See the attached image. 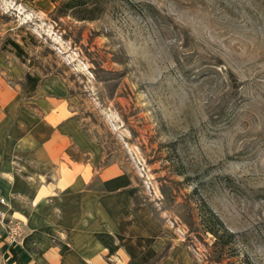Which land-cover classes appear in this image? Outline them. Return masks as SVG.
I'll return each mask as SVG.
<instances>
[{
	"label": "rangeland",
	"instance_id": "obj_1",
	"mask_svg": "<svg viewBox=\"0 0 264 264\" xmlns=\"http://www.w3.org/2000/svg\"><path fill=\"white\" fill-rule=\"evenodd\" d=\"M52 1L0 0V30L65 81L136 202L196 264H215L209 211L224 257L264 264V0Z\"/></svg>",
	"mask_w": 264,
	"mask_h": 264
},
{
	"label": "crops",
	"instance_id": "obj_2",
	"mask_svg": "<svg viewBox=\"0 0 264 264\" xmlns=\"http://www.w3.org/2000/svg\"><path fill=\"white\" fill-rule=\"evenodd\" d=\"M5 33L0 197L26 232L11 248L0 230V264H196L136 202V173L111 160L83 125L65 81L41 73Z\"/></svg>",
	"mask_w": 264,
	"mask_h": 264
},
{
	"label": "trees",
	"instance_id": "obj_3",
	"mask_svg": "<svg viewBox=\"0 0 264 264\" xmlns=\"http://www.w3.org/2000/svg\"><path fill=\"white\" fill-rule=\"evenodd\" d=\"M52 2L57 3V0H53ZM81 10V12H87V4L84 3V0H66L60 5H56V12L61 15H67L69 9ZM93 9V8H92ZM78 20H94V16H89L87 14L81 13V15H75ZM208 219L203 220L202 223L204 225V232L209 233L214 237L213 247L216 249L214 252V258L212 262L215 264H253L250 258L247 255H243L242 257H237L236 255H232L229 257H224L225 243L221 241L223 239L224 234L227 238V241L232 242L233 233H230L226 230L223 223L216 218L210 211L208 213ZM232 258H236L231 260Z\"/></svg>",
	"mask_w": 264,
	"mask_h": 264
},
{
	"label": "built area",
	"instance_id": "obj_4",
	"mask_svg": "<svg viewBox=\"0 0 264 264\" xmlns=\"http://www.w3.org/2000/svg\"><path fill=\"white\" fill-rule=\"evenodd\" d=\"M0 230L4 242L11 248L22 246L26 226L19 220L12 218L7 212V202L4 198L0 197Z\"/></svg>",
	"mask_w": 264,
	"mask_h": 264
}]
</instances>
